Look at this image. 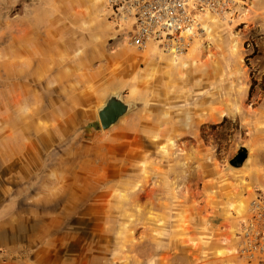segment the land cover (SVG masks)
Listing matches in <instances>:
<instances>
[{"label":"rangeland","instance_id":"1","mask_svg":"<svg viewBox=\"0 0 264 264\" xmlns=\"http://www.w3.org/2000/svg\"><path fill=\"white\" fill-rule=\"evenodd\" d=\"M241 1L174 51L108 0H0V264H264V0Z\"/></svg>","mask_w":264,"mask_h":264},{"label":"built area","instance_id":"2","mask_svg":"<svg viewBox=\"0 0 264 264\" xmlns=\"http://www.w3.org/2000/svg\"><path fill=\"white\" fill-rule=\"evenodd\" d=\"M236 0H108L114 18L128 28L129 42L144 47L151 41L164 47L182 45V32L199 24L206 13L222 15ZM200 15L198 18L197 16Z\"/></svg>","mask_w":264,"mask_h":264},{"label":"water","instance_id":"3","mask_svg":"<svg viewBox=\"0 0 264 264\" xmlns=\"http://www.w3.org/2000/svg\"><path fill=\"white\" fill-rule=\"evenodd\" d=\"M129 109V105L118 96H112L100 110L99 117L102 127L107 129L116 123ZM248 158V153L236 156L231 163L236 167H242Z\"/></svg>","mask_w":264,"mask_h":264},{"label":"bare ground","instance_id":"4","mask_svg":"<svg viewBox=\"0 0 264 264\" xmlns=\"http://www.w3.org/2000/svg\"><path fill=\"white\" fill-rule=\"evenodd\" d=\"M237 2H239V4H244V2L243 1H241V0H236V3ZM230 9H231V7H230ZM198 18L200 17V15H198L197 16ZM200 19V18H199ZM195 29V27L194 26H191L190 28H188L187 30H184L183 32H182V37L183 38H188V36L190 35V34H192L193 33V30ZM174 51L175 50H177L176 48L175 49H173ZM174 51H172V52H174ZM195 106V108H194V110H195V112H197V111H199V105L198 104H195L194 105Z\"/></svg>","mask_w":264,"mask_h":264},{"label":"crops","instance_id":"5","mask_svg":"<svg viewBox=\"0 0 264 264\" xmlns=\"http://www.w3.org/2000/svg\"><path fill=\"white\" fill-rule=\"evenodd\" d=\"M251 7L250 8H252V7H254V4L253 3H251V5H250ZM239 7H241V5L240 6H238V8ZM245 11H247V10H245Z\"/></svg>","mask_w":264,"mask_h":264}]
</instances>
